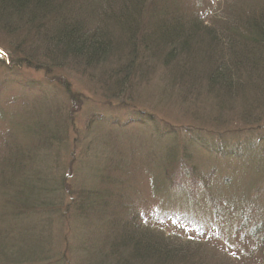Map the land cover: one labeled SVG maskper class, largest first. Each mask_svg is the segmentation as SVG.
Instances as JSON below:
<instances>
[{
	"label": "trees",
	"instance_id": "16d2710c",
	"mask_svg": "<svg viewBox=\"0 0 264 264\" xmlns=\"http://www.w3.org/2000/svg\"><path fill=\"white\" fill-rule=\"evenodd\" d=\"M184 6L183 0H0V50L9 56L8 62L0 58V103L10 87V69H43L46 74L70 71L95 84L96 92L106 101L123 104L131 101L132 89L135 93L156 80L166 96L179 100L177 104L193 120L206 118L207 123L224 125L221 121L232 113L252 131L262 132L264 0L248 9L229 7L226 23L214 27L203 24L202 12L191 14ZM159 67L164 69L161 79L156 71ZM62 88L69 103H82L79 94L67 86ZM20 107L16 112H27L30 117L25 131L32 134L29 138L34 143L65 145L69 118L54 126L49 120L35 121L33 108ZM54 109L61 111L60 106ZM260 114L263 118L256 120ZM9 116L0 107V122L8 121L15 131ZM152 118L139 110L124 123L144 125L153 123ZM255 121L263 124L255 125ZM95 123H90L89 130ZM13 131L0 133V264H56L64 260L66 256L60 259V253L48 255L52 249L47 235L35 231L32 237L12 239L9 229L33 217H39L43 226L63 211L73 213L72 219L82 214L86 217L84 229L90 227L89 233L85 229L87 240L77 248L72 264H226L228 256L238 258L239 264H264V189L260 186L264 183V153L255 157L249 153L240 170L254 172L256 185L240 188L239 198L215 200L214 207L211 196L200 193L201 197L195 198L192 189L207 188L215 173L199 175L202 180L198 182L195 169L188 170L184 163L193 159L192 151L205 150L201 142L179 143L177 132L168 133V141H173L169 148L146 156L150 187L156 190L154 200L170 194L192 208L202 203L210 206L213 218L209 219H214L215 225L235 226L241 232L246 248L229 250L218 244L224 259L211 262L209 252L202 250L203 243L186 246L173 240L175 220L139 207L138 202H143L132 195L134 189L123 192L127 190L125 180L116 175L99 174L97 189L77 195L67 186L69 174L57 180H45L40 174L29 176L33 160L29 149L17 142L23 134ZM212 152L222 156L224 147ZM242 156L239 149L237 157ZM117 165L116 173H127L126 166ZM47 184H53L52 190ZM250 194L257 201L250 203ZM69 200L71 205H65ZM92 213L94 221L85 225ZM97 224L100 227L95 229ZM220 232L225 237L223 229ZM201 239L206 240L205 236ZM218 245L212 248L218 251Z\"/></svg>",
	"mask_w": 264,
	"mask_h": 264
},
{
	"label": "rangeland",
	"instance_id": "374dc122",
	"mask_svg": "<svg viewBox=\"0 0 264 264\" xmlns=\"http://www.w3.org/2000/svg\"><path fill=\"white\" fill-rule=\"evenodd\" d=\"M183 2L185 11L191 12V14L202 12L203 24L214 27L220 26L221 21L226 23L229 7L237 5L240 9H248L261 0H183ZM0 58L9 61V56L2 50H0ZM163 70L161 67L156 68L160 79ZM10 71L12 73L10 87L2 97L0 107L13 119L14 125L12 124V126L16 128L15 131L20 135L23 134L22 137L19 136L16 139L21 146L29 149L30 158L33 160L29 164V176L40 174L46 180V178L55 179L69 174L71 178H69L67 186L73 190V194L77 195L83 190L97 189L101 183H99V174L116 175L125 180V187H127L125 189L127 190L123 192L129 193V189H134L131 191L132 195L136 194L137 198L143 202L141 205L138 202L139 207H147L175 220H170V223L171 221L175 223V226L172 227L174 230L171 236L173 240L183 243V245L203 243L202 250L205 248L209 252L208 257L211 262L224 259L218 244L228 246L229 250L238 248L240 251L246 248L244 237L239 230H235V226L227 227V224L222 226L218 223L215 225L214 219H209L211 217L210 206L207 207L202 203L197 206L195 203L196 206L192 208L188 203L182 202L183 199L179 196L175 198L170 194L167 195V198L158 195L154 200L153 196H155L156 190L150 187L148 169L146 170V156L149 153L154 155L159 150L169 148L173 141L172 139L168 141V133L177 132L179 143L192 144L193 140L201 142L202 146L205 145V150L200 147L202 151H189L193 159L184 163L188 170L195 169L194 175L198 178V182L202 180L199 175L215 173L212 176V182H208L207 188L192 189V195L195 198L199 199L200 193H203L205 197L211 196L214 199V207L215 200L227 201L234 197L239 198L240 188L243 190L245 186L256 185L254 183H256L257 176L254 172L246 168L241 172L240 170L249 153L255 154L254 157L264 153V130L262 132L252 131L232 113L221 121L224 125L213 124L210 123L211 121L207 123L206 118L193 120L188 114L189 112L185 113L177 104L179 100L166 96L163 87L156 80L149 86L140 87L135 93L132 89L129 94L131 101L123 104L106 101L96 92L98 90L95 88V84L93 85L86 78L70 71H57L51 74H46L43 69L22 68L18 71L10 69ZM62 86H67L74 94H79L82 103L78 102L75 105L69 103ZM159 86L160 88H156ZM5 102L9 103L7 107L4 106ZM22 104L33 108L35 121L49 120L55 126L69 118V130L65 145L61 147L49 145L47 147V145L41 146L40 142L34 143L31 140L32 134L28 135L25 131L30 119L28 113L16 112L22 108L20 107ZM58 106L61 111L54 109ZM139 110L152 116L153 123L125 125L124 122H128ZM256 118L259 120L263 118V115L260 114ZM94 121L98 123H95L92 130H89L90 123H94ZM254 123L255 125L263 124L262 121ZM18 127L20 128L18 129ZM3 131H13L8 121L0 122V133H5ZM163 133L165 136L161 137ZM177 143L178 141H175L174 145ZM221 147H224V152H221L222 156H216L214 152L210 153L215 149L221 150ZM239 149L242 150L243 156L238 158ZM233 156L234 158H232ZM228 159L233 162H229ZM117 162L120 163L118 165L126 166L127 173L115 172L116 167L114 166L117 165ZM238 173H241V176ZM53 179H50L49 183H52ZM228 180L230 182L227 183ZM52 185L47 184V189L52 190ZM129 186L131 188H128ZM260 186L264 189V183ZM255 189L252 190V194L255 193ZM252 194L248 197L250 203L257 201ZM67 204L71 205L70 200L65 203V205ZM72 215L73 213L69 215L64 211L59 212L57 213L58 217L52 216L49 222L43 226L39 222V217L24 218L18 221V225L9 227L11 237L12 239L28 238L36 232V235L41 232L51 238L49 246L52 251L48 255L53 256L60 253V259L64 255L66 256L64 260L56 262V264H72L77 258V248L85 245L87 240L88 235H84L86 234L85 229L88 230V233L90 231V227L85 229L83 227L86 217L80 214V218L72 219ZM94 218L95 215L92 213L85 225L92 223ZM37 226L39 228L34 230ZM94 227L98 229L100 224ZM198 229L204 230L198 233ZM220 229H223L225 237L221 236ZM219 235L221 237H216ZM204 236L206 240L201 239ZM215 245L219 246L218 251L212 248ZM193 249L196 248L193 246ZM225 259L226 264H239L238 258L233 259L232 256H228Z\"/></svg>",
	"mask_w": 264,
	"mask_h": 264
}]
</instances>
